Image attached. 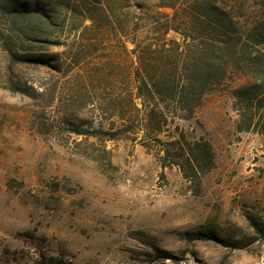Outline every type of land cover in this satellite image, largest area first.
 <instances>
[{
    "label": "rangeland",
    "instance_id": "1",
    "mask_svg": "<svg viewBox=\"0 0 264 264\" xmlns=\"http://www.w3.org/2000/svg\"><path fill=\"white\" fill-rule=\"evenodd\" d=\"M259 3L246 5L244 21ZM8 23L0 7V264H36L42 255L66 264L264 262V237L251 222L264 225V136L237 130L231 92L239 77L194 113L179 112L160 135L168 141L179 126L189 140L211 143L215 167L188 179L177 165L162 167L153 138L100 142L71 133L40 88L59 92L68 75L24 61L40 47ZM93 149L99 161L89 157ZM200 229L218 240H197ZM156 249L176 259L157 258Z\"/></svg>",
    "mask_w": 264,
    "mask_h": 264
},
{
    "label": "trees",
    "instance_id": "2",
    "mask_svg": "<svg viewBox=\"0 0 264 264\" xmlns=\"http://www.w3.org/2000/svg\"><path fill=\"white\" fill-rule=\"evenodd\" d=\"M220 1L0 0V7L10 29L40 47V55L23 60L68 75L59 92L40 88L52 93L71 133L100 142L128 133L142 143L153 138L162 147V167L177 165L186 178L197 179L215 167L211 143L189 140L179 126L168 141L160 135L179 112L194 113L232 77L240 79L231 92L238 132L264 136V0L249 21L243 9L253 0H227V9ZM172 32L180 40L170 38ZM49 46L64 47L68 57L47 53ZM81 119L85 124L76 123ZM94 153L89 157L99 161ZM251 222L264 237V225ZM193 235L218 240L213 229ZM36 264L66 263L42 255Z\"/></svg>",
    "mask_w": 264,
    "mask_h": 264
},
{
    "label": "built area",
    "instance_id": "3",
    "mask_svg": "<svg viewBox=\"0 0 264 264\" xmlns=\"http://www.w3.org/2000/svg\"><path fill=\"white\" fill-rule=\"evenodd\" d=\"M258 264H264V262H260V263H258Z\"/></svg>",
    "mask_w": 264,
    "mask_h": 264
}]
</instances>
